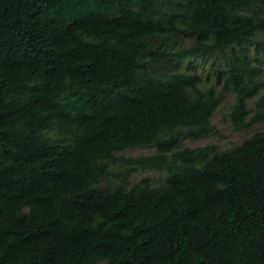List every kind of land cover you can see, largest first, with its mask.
Here are the masks:
<instances>
[{
	"label": "trees",
	"instance_id": "obj_1",
	"mask_svg": "<svg viewBox=\"0 0 264 264\" xmlns=\"http://www.w3.org/2000/svg\"><path fill=\"white\" fill-rule=\"evenodd\" d=\"M263 87L264 0H0V264H264Z\"/></svg>",
	"mask_w": 264,
	"mask_h": 264
},
{
	"label": "rangeland",
	"instance_id": "obj_2",
	"mask_svg": "<svg viewBox=\"0 0 264 264\" xmlns=\"http://www.w3.org/2000/svg\"><path fill=\"white\" fill-rule=\"evenodd\" d=\"M186 41L190 42V39H187ZM169 63L170 64H167V69H186L189 72L200 75L202 79L205 80L204 83L206 85H208L210 81L215 77V72L213 69L216 66V62L213 57H206L204 59L200 57H192L189 58L188 61L184 60L179 63H174V60H171ZM185 65H187L186 68ZM220 85V83H216L218 89L220 88ZM262 92H264V87L262 89ZM233 101V94L230 92L225 93L221 105L219 106L218 110L215 112L212 118V121L215 124L216 128L219 129V134H213L198 140H189L186 141V144L189 146H196L214 142L219 144L221 146V150L223 151L229 150L232 146L240 144V142H242L247 136H249L253 132L252 130L245 132H235L231 129L227 113ZM258 127H261V125H258ZM151 152H153V147H142L128 149L125 152L118 154L137 155ZM120 168L121 166L119 164H116L112 167L113 170H119ZM147 175L152 176L154 182H158L162 178L163 173H158L154 170L145 169L139 173L129 174V178L131 181H133ZM111 183H113V180H111L110 178L102 180V184L104 186H108Z\"/></svg>",
	"mask_w": 264,
	"mask_h": 264
}]
</instances>
